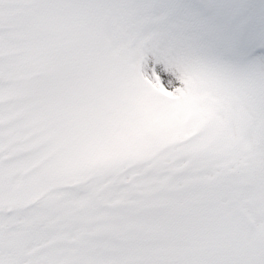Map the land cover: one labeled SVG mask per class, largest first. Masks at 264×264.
<instances>
[{"label":"snow or ice","instance_id":"1","mask_svg":"<svg viewBox=\"0 0 264 264\" xmlns=\"http://www.w3.org/2000/svg\"><path fill=\"white\" fill-rule=\"evenodd\" d=\"M0 264H264V0H0Z\"/></svg>","mask_w":264,"mask_h":264}]
</instances>
